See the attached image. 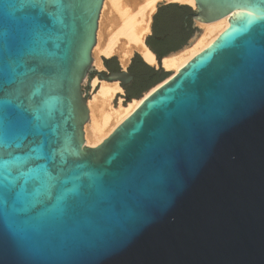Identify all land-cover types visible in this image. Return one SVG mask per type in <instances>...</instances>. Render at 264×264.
Wrapping results in <instances>:
<instances>
[{"label": "water", "instance_id": "1", "mask_svg": "<svg viewBox=\"0 0 264 264\" xmlns=\"http://www.w3.org/2000/svg\"><path fill=\"white\" fill-rule=\"evenodd\" d=\"M195 1L229 28L86 147L84 79L134 77L92 66L104 0H0V139L42 125L56 177L0 202V264H264V0Z\"/></svg>", "mask_w": 264, "mask_h": 264}, {"label": "bare ground", "instance_id": "2", "mask_svg": "<svg viewBox=\"0 0 264 264\" xmlns=\"http://www.w3.org/2000/svg\"><path fill=\"white\" fill-rule=\"evenodd\" d=\"M161 3H177L196 8L195 0H104L97 43L92 51L93 68L102 71L105 69V59L117 57L123 70H126L135 54L140 55L148 65L158 68L157 56L148 47L146 40L152 33L154 15ZM235 13L210 22L197 20L200 32L190 44L162 59L163 68L170 72V75L140 98L126 102L120 95L124 89L119 79L108 80L97 76L89 79L87 76L83 81V86L90 84V95L86 102L88 119L83 127L85 146L96 147L104 142L147 98L214 43L229 28L230 18Z\"/></svg>", "mask_w": 264, "mask_h": 264}, {"label": "snow or ice", "instance_id": "3", "mask_svg": "<svg viewBox=\"0 0 264 264\" xmlns=\"http://www.w3.org/2000/svg\"><path fill=\"white\" fill-rule=\"evenodd\" d=\"M56 11L54 0L52 3L36 0L31 5L35 20L33 30L38 32ZM45 148H49L47 154L44 152ZM52 148L54 145H50L42 125L39 124H25L18 131H13L9 137L0 139V169L3 170L0 179V202L14 208L22 191H33V185L50 187L55 182L56 177L50 175L40 163L43 159H48L50 163L55 160Z\"/></svg>", "mask_w": 264, "mask_h": 264}, {"label": "flooded vegetation", "instance_id": "4", "mask_svg": "<svg viewBox=\"0 0 264 264\" xmlns=\"http://www.w3.org/2000/svg\"><path fill=\"white\" fill-rule=\"evenodd\" d=\"M171 4V3H170ZM178 9L172 10V14L167 15V19H160V17H154L152 30L153 33L146 40L148 47L156 54L157 58L162 60V56L171 54L182 50L185 46L190 44L191 40L200 32L198 26L197 8H193L189 5L177 4ZM161 16V15H160ZM203 20V19H202ZM168 56V55H167ZM166 57V56H165ZM144 64L138 58L133 57L130 65L128 66V72L134 74L133 79L126 83H121L124 92L120 94L126 98V102L140 98L146 91L153 86L166 80L170 75V72L164 70V68H154L153 71L145 72L140 69ZM105 69L102 70L105 76H109L113 72H122L123 68H117V65L112 64L110 61L104 62ZM148 68V67H147ZM162 73L166 74V77H162ZM140 74V76L138 75ZM98 75H94L93 78ZM99 78L102 79L101 76ZM90 88V84H87Z\"/></svg>", "mask_w": 264, "mask_h": 264}, {"label": "rangeland", "instance_id": "5", "mask_svg": "<svg viewBox=\"0 0 264 264\" xmlns=\"http://www.w3.org/2000/svg\"><path fill=\"white\" fill-rule=\"evenodd\" d=\"M169 4H170V3H169ZM172 13H173L172 10H170V9H166L165 11H163V12L161 13L160 19H163L165 16H167V15H169V14H172ZM136 55H138V54H135V56H136ZM135 56H134V57H135ZM138 56H139L138 59H139L141 62H143L144 64L148 65L147 63H145V62L143 61V59L140 57V55H138ZM106 60H107V59H105L104 62H105ZM110 62H111L112 64L117 65L118 67L121 68L120 62H119V60H118L117 57H113V59L110 60ZM146 65H144L143 67H140V69L143 70V71H145V72H149L150 69H148V68L146 67ZM148 66H150V65H148ZM166 76H167L166 74L162 73V77H166ZM97 77H99V76H97ZM123 99H124L125 101H127L126 98H125L124 96H123Z\"/></svg>", "mask_w": 264, "mask_h": 264}, {"label": "crops", "instance_id": "6", "mask_svg": "<svg viewBox=\"0 0 264 264\" xmlns=\"http://www.w3.org/2000/svg\"><path fill=\"white\" fill-rule=\"evenodd\" d=\"M166 9H172V10H176V9H178V6H176V5H172V4H160L159 5V7H158V9H157V12L155 13V15H154V17L156 18V17H160V15H161V13L163 12V11H165ZM163 19H167V16H165ZM152 34V33H151ZM151 34L149 35V36H151ZM148 36V37H149ZM158 59V58H157Z\"/></svg>", "mask_w": 264, "mask_h": 264}, {"label": "trees", "instance_id": "7", "mask_svg": "<svg viewBox=\"0 0 264 264\" xmlns=\"http://www.w3.org/2000/svg\"><path fill=\"white\" fill-rule=\"evenodd\" d=\"M172 5L173 4H175V3H171ZM167 55H169V54H166V55H164V56H162L161 58L163 59L165 56H167ZM136 58H138L139 56L138 55H136L135 56ZM113 58H110V59H107L106 61H110V60H112ZM146 67H148V69H150L151 71H153L154 70V68H152L151 66H148V65H146ZM117 68H119L118 66H117ZM139 76H140V74H138Z\"/></svg>", "mask_w": 264, "mask_h": 264}, {"label": "built area", "instance_id": "8", "mask_svg": "<svg viewBox=\"0 0 264 264\" xmlns=\"http://www.w3.org/2000/svg\"><path fill=\"white\" fill-rule=\"evenodd\" d=\"M84 90H88V92H90V88H89V86L87 84L84 85Z\"/></svg>", "mask_w": 264, "mask_h": 264}]
</instances>
